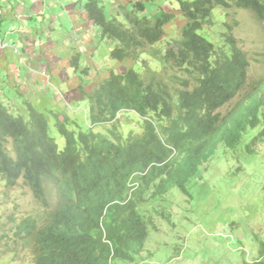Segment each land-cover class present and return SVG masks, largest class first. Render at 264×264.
<instances>
[{
	"label": "trees",
	"instance_id": "1",
	"mask_svg": "<svg viewBox=\"0 0 264 264\" xmlns=\"http://www.w3.org/2000/svg\"><path fill=\"white\" fill-rule=\"evenodd\" d=\"M153 1L119 0L116 14L108 16L104 0H76L86 20L99 29L113 61L98 69L95 63L82 67L78 54L70 58L75 75L90 77L87 88L78 85L89 99L85 130L63 109L47 111L51 122L27 101L24 113H16V97L0 100V177L5 187L22 179L48 212V186L57 198L43 226L31 215L15 225L14 234L34 255L32 264L130 260L131 252L143 249L151 223L136 208L141 194L124 204L113 202L124 198L130 173L167 159L139 177L140 192L158 178L160 188L176 182L187 192L184 183L218 149L244 147L251 157L256 144L264 142L258 98L220 112L245 86L249 66L233 34L237 18L228 12L246 9L264 25V0H167L165 7L151 9ZM216 9L224 16L221 44L204 31ZM169 25L178 27L177 35L161 45L175 33L166 30ZM262 100L264 104V94ZM128 112L135 114L133 119L123 116ZM107 123L110 127L104 130L93 128ZM51 126L60 145L49 132ZM105 207L103 223L111 247L102 242L99 229Z\"/></svg>",
	"mask_w": 264,
	"mask_h": 264
},
{
	"label": "rangeland",
	"instance_id": "2",
	"mask_svg": "<svg viewBox=\"0 0 264 264\" xmlns=\"http://www.w3.org/2000/svg\"><path fill=\"white\" fill-rule=\"evenodd\" d=\"M104 1L107 4L106 14L108 16L115 15L119 0ZM165 1L167 0H154L153 3L151 2L150 8L157 9L158 5L165 7ZM215 12L217 15L214 16L211 24L204 28V31L215 44H221L220 32L224 29L220 19L224 17L223 10L216 9ZM228 14L237 18L238 25L234 35L246 53L249 69L247 84L242 94L221 108L220 112L222 113L232 109L243 94L252 92L254 86L264 80V25L246 9L232 10ZM86 22L89 24L88 21ZM54 23L59 25L58 20ZM87 26H85L86 29ZM5 27L6 24L3 27L0 26V30ZM70 27L69 23L63 26L62 31L65 36L61 42L54 32L52 38L49 40L46 38L37 45V47L40 45L39 48L42 49L46 59L57 55L54 64L59 66V69L64 67L68 69L67 61H70V58L74 56L70 48L71 39L68 38L72 36ZM176 28H178L176 25H169L166 28L167 31L175 29V33L165 37L161 45L177 35ZM5 34L6 29L3 30V35ZM94 37L97 39L95 34ZM10 41L0 35L2 48L13 47L17 51L16 46ZM54 42L66 47L60 45V51L57 49V52L52 54L51 50L56 49ZM74 43H77V40ZM23 46H27V44H23ZM98 46L99 59L102 63L94 60L89 54L87 57L90 59L89 65L94 67V63H96L99 69L111 65L110 62L113 61L109 58L108 45L104 41H100ZM72 47H76V45L73 44ZM64 59L66 62L62 64L60 60ZM81 60L84 62L83 55ZM148 60L154 67L156 63L149 57ZM69 61L68 65L70 66ZM21 62L25 63L23 59ZM117 63L119 64V62ZM97 68H93L94 75H96ZM137 68L141 70L139 65ZM70 70H72L71 67ZM58 72L57 79L63 81L64 73ZM65 73L68 74V72ZM72 73L73 71L70 74ZM76 75L79 76L72 77L70 82L57 81L54 82L55 85L48 87L47 91L51 92L53 99L51 103H45V108L51 106L54 110H65L66 115L70 116L72 121H77L79 127L85 130L89 99L78 87V84L87 88L90 77H85L80 72H77ZM101 76L103 75L97 77ZM69 87H76L73 89L77 95L72 92L73 89L72 91L67 90ZM38 90L42 91L43 89L40 87ZM65 101H68V106ZM45 115L53 122V119L49 118V112H46ZM123 116L127 118L132 115L127 113ZM107 127H110V124L93 128L99 131ZM254 131L250 134H253ZM49 132L56 137L60 145L61 139L56 129L51 126ZM254 152L251 157H246L250 154L244 147L241 150L240 147H237L225 152L218 149L215 156L200 167L198 175L191 179L188 185L189 193L184 194L177 186L170 188L169 193L173 195L170 199L172 208L166 213L156 212V207L166 209L160 203L156 204L155 210H152L151 204L156 199L152 200L151 204L148 200L145 208L151 210L147 214L154 215L157 229H150L149 237L144 244L152 255L148 251H144L141 257L136 255V259L127 264H256L257 261L264 260L262 251L264 244V142L257 143ZM47 188L50 209L54 210L57 206L56 195L52 187L48 186ZM29 215L37 218L40 225H43L47 210L36 201L22 179L15 186L8 188L5 187L0 177V264H29L32 261L30 249L23 240H18L13 234L15 225ZM158 228H160L159 231H157Z\"/></svg>",
	"mask_w": 264,
	"mask_h": 264
},
{
	"label": "crops",
	"instance_id": "3",
	"mask_svg": "<svg viewBox=\"0 0 264 264\" xmlns=\"http://www.w3.org/2000/svg\"><path fill=\"white\" fill-rule=\"evenodd\" d=\"M52 18L54 19L52 20ZM57 20L59 21L58 26L54 23ZM86 21L83 9L76 0H0V26L3 27L6 24L4 28L6 34L3 35L4 29H2L0 35L2 38L10 39V42L17 48L15 51L13 47L2 48L0 46V100L6 102L9 100L6 96H14L19 101L20 98L26 96L35 106L42 103L49 104L53 98L51 92L47 91L50 87L48 82L65 83L70 82L72 77H78L74 72L70 74L73 69L68 65L69 60L66 64L68 69L66 67L59 69V66L54 64L57 55L46 59L42 49L39 48L40 45L37 47L39 42H43L46 38L48 40L52 38L54 32L61 42L65 36L62 31L65 24L69 23L71 26L70 34L72 36L68 37L71 39L70 48L73 54L79 55L80 65L86 67L89 64L88 54L101 64L98 52V45L101 41L100 31L90 22L87 24ZM34 25L36 27H33ZM91 33L92 35H90ZM75 40L77 43H74ZM23 44H27V46H23ZM54 44L56 49L51 50L52 54L57 52V49L60 51L59 46L62 45L57 42ZM73 44L76 47H72ZM80 55L84 56V62ZM22 59L24 64L21 62ZM60 61L62 64L66 62L65 59ZM58 71L64 73L63 81L57 79ZM30 82L34 83L29 85ZM40 87L43 89L42 91L38 90ZM19 92L24 95H20ZM9 102L11 101L9 100Z\"/></svg>",
	"mask_w": 264,
	"mask_h": 264
},
{
	"label": "clouds",
	"instance_id": "4",
	"mask_svg": "<svg viewBox=\"0 0 264 264\" xmlns=\"http://www.w3.org/2000/svg\"><path fill=\"white\" fill-rule=\"evenodd\" d=\"M234 31H235V29L233 30V34H234ZM235 36V35H234ZM220 38H222V36L220 35ZM235 38H236V36H235ZM236 40H237V38H236ZM237 42H238V40H237ZM238 44H239V42H238ZM240 45V44H239ZM241 47V46H240ZM243 50V49H242ZM244 52V51H243ZM244 54H245V57H246V59H247V61L249 62V60H248V58H247V56H246V53L244 52ZM248 69H249V66H248ZM247 79H248V71H247V78H246V84H247ZM48 84L49 85H51V86H53V85H55V83L54 82H48ZM246 84H245V86H246ZM79 85V84H78ZM244 86V87H245ZM244 87H243V89L230 101V102H232L234 99H236L240 94H242V92H243V90H244ZM70 88H72V87H69L68 88V90H70ZM74 89L76 88V87H73ZM73 89V90H74ZM19 94L20 95H24V94H21L20 92H19ZM74 94H76L77 95V93H74ZM263 94H264V80H262V81H260V82H258L257 83V85L256 86H254V88H253V91L252 92H250V93H245V94H243V96L239 99V101L237 102V103H235L234 105H233V108H238V107H243V106H246V105H248L253 99H255V98H258L259 99V114H260V119H261V121L259 122V124L258 125H264V117L262 116V114L264 113V104L263 103H261L263 100H262V96H263ZM20 98V97H19ZM78 99H80V98H78ZM25 101H27V102H29V103H31L32 104V106H34L35 108H37V109H39V110H41L42 112H44V113H46L49 109H51L52 107L50 106V107H48V108H45V103H42V104H39L38 106H35L34 104H33V102L29 99V98H27L26 96H24L23 98H20V100L18 101H16V102H14V105H15V107H16V109H14L15 110V112L16 113H24V110H25V108H24V105H23V102H25ZM66 102V106H68L67 105V103H68V101H65ZM229 102V103H230ZM78 105H79V103H78ZM232 108V109H233ZM231 110V109H230ZM86 111V110H85ZM128 113H130V112H128ZM132 116H130V118H132L133 119V116L135 115V114H133V113H130ZM257 125V126H258ZM261 126H259L258 128H256V130H258L259 128H260ZM125 130H126V126H125ZM255 130V131H256ZM162 137V136H161ZM164 145H166L167 147H169V148H171L169 145H167L166 143H164ZM174 154V150H173V152H172V154L171 155H173ZM210 160V159H209ZM208 160V161H209ZM166 161H167V159H165V160H163V161H161V162H152V163H150L146 168H145V171H135V172H133V173H130V175L128 176V178H127V180H126V184H125V191H124V198L122 199V200H114L113 202L114 203H120V204H124V203H126V202H128L129 200H132V199H135L136 198V196L138 195V194H141L142 195V199H137V210H138V212L141 214V215H144L145 217H147V218H149L150 219V221H151V223H150V225H149V230H148V232H147V236H146V238H145V241L148 239V237H149V233H150V229H153V230H156L157 229V227H156V224H155V221H154V215L151 213V214H147V212L149 211V212H151V210L150 209H148V208H145V205L146 204H148V200H149V202H150V204L152 203L151 201L152 200H154V199H156V201L154 202V203H152L151 204V206L153 207V209L152 210H155L156 209V212L157 213H166L168 210H170L172 207H171V205H172V202L170 201V199H172V194L171 193H169V190H170V188L172 187V186H177L184 194H187V193H189V188H188V185H189V183H190V181H191V179L193 178V177H195V176H192L189 180H187L186 181V183H184V187L187 189V192H184L183 190H182V187H180L176 182L175 183H172V184H170L167 188H165V187H163V188H160V186H159V181H160V179L158 178V179H156L154 182H152L151 183V185H150V189L149 190H147L146 192H140V189H141V185H142V183H141V180L139 179V177L141 176V175H146V173H147V171H148V169L151 167V166H153V165H157V166H159V165H163L164 163H166ZM207 161V162H208ZM206 163V162H205ZM205 163H203L202 165H200V167L201 166H204V164ZM175 166V165H174ZM200 167H199V170H200ZM20 180V179H19ZM19 182V181H18ZM29 188V187H28ZM30 189V188H29ZM46 191H48V188L46 189ZM153 192H156L154 195H152V193ZM32 193V192H31ZM33 195V194H32ZM34 197V196H33ZM35 198V197H34ZM55 202H57V198H56V196H55ZM160 203V205L162 206V207H166V209H158L157 207H156V204H159ZM57 207V206H56ZM107 207V206H106ZM106 207L104 208V210H103V213H102V216L100 217V220H99V229H100V231H101V234H102V237H101V240H102V242H105V243H107L110 247H111V245H112V242L108 239V238H106L107 236H106V228H105V226H104V223H103V217H104V215H105V213H106ZM151 207V208H152ZM156 207V208H155ZM155 208V209H154ZM55 210V209H54ZM53 210L51 209V211L50 212H48L47 211V216H46V218H45V223L47 222V220H48V218H49V213H51ZM30 216V215H29ZM37 219V218H36ZM37 222H38V225H39V227H41V226H43V225H40V222L37 220ZM159 229L160 228H158V230L157 231H159ZM14 234V233H13ZM14 236L18 239V240H22V239H20V238H18L15 234H14ZM154 237H156L155 235H153ZM145 241H144V243H145ZM150 241H151V239H150ZM26 245V244H25ZM30 249V248H29ZM31 251V250H30ZM144 251H148L149 253H151V251L150 250H147L146 248H145V244L143 245V249L142 250H140V251H138V252H131V255H132V258L130 259V260H121L120 258H116V259H112L111 257L109 258V260H108V264H117V261H118V264H120V263H123V264H127V263H129V262H133L135 259H136V255H138L139 257H141V255H143L142 254V252H144ZM175 251H176V249H175ZM111 253V255L114 253V252H110ZM31 255H32V258L34 259V255H33V253L31 252ZM151 255H152V253H151ZM150 255V256H151ZM147 256H149V255H147ZM33 259H32V261L29 263V264H32V262H33Z\"/></svg>",
	"mask_w": 264,
	"mask_h": 264
}]
</instances>
